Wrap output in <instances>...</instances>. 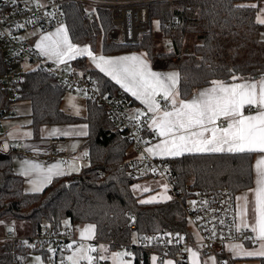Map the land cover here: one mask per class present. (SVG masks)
I'll list each match as a JSON object with an SVG mask.
<instances>
[{
    "label": "trees",
    "instance_id": "trees-1",
    "mask_svg": "<svg viewBox=\"0 0 264 264\" xmlns=\"http://www.w3.org/2000/svg\"><path fill=\"white\" fill-rule=\"evenodd\" d=\"M253 0H174L151 4L150 18L158 22V34L152 30L143 35L137 45L110 43L107 33L111 27L110 13L91 11L85 19L83 8L66 3L63 10L70 41L89 45L102 54L119 51H142L154 68L178 71L177 96L189 98L193 92L213 81L230 83L264 76V40L259 33L264 28L255 20ZM249 5V7H239ZM196 37L191 45L184 43ZM171 42L174 60L157 58L163 54L160 41ZM71 67H88L84 56L70 62ZM8 70L0 53V118H4L12 103L27 100L31 105L33 137L39 138L42 125H61L84 122L87 134L83 146L88 163L79 171L54 177L39 192H26L23 177L13 170L16 153L0 151V222L22 221L31 225L34 234L54 218L60 225L91 223L95 226V241L107 243L111 249L129 247L132 264H148L150 251L137 248L136 243L157 237H188V225L183 204L194 194L192 190L214 192L227 190L234 196L253 185L255 153H194L167 157L172 176L171 198L164 202L140 203L132 185L142 176L135 173L134 160H129L132 147L129 138L109 119L103 106L85 100L84 116H73L61 108L67 88L46 69L35 67L18 75L11 98L1 77ZM91 77L102 93L114 94L118 87L97 69L90 67ZM236 77V79H234ZM129 104L133 102L129 97ZM103 169L104 174L99 175ZM131 218L134 219L131 222ZM134 225L135 230L130 226ZM9 241L0 242V264H15L20 256L27 261L30 250ZM172 252H175L173 250ZM223 264H232L224 255ZM46 264V263H45ZM264 264V257L260 259Z\"/></svg>",
    "mask_w": 264,
    "mask_h": 264
},
{
    "label": "built area",
    "instance_id": "built-area-1",
    "mask_svg": "<svg viewBox=\"0 0 264 264\" xmlns=\"http://www.w3.org/2000/svg\"><path fill=\"white\" fill-rule=\"evenodd\" d=\"M156 1L174 0H0V53L2 61L8 70L1 79L14 98V85L19 81L11 66L18 61H26L41 69H46L60 84L75 92L85 100L93 101L104 107L109 119L115 127L127 136L131 146L143 151L144 147L154 141L151 133L152 116L148 111L144 115L132 114L129 96L118 88L114 94L102 93L96 81L91 77L90 68L71 67L65 70L43 60L42 55L19 37L24 28L36 26L42 32L66 25V16L63 6L74 3L83 8L85 19L90 17L93 10H104L110 13L111 27L107 39L113 44L137 45L143 35L147 34L152 26L150 18L151 4ZM3 118H0V131L3 130ZM14 149L22 154L37 156L44 163H57L66 166L70 157L61 154L55 148L26 149L19 142ZM135 164V173L145 175L144 169L152 177H162L172 189V176L165 158L143 156L132 161ZM104 170L99 171L103 175ZM186 191L194 196L183 204L184 217L188 225V237H157L154 242L147 240L136 243L137 248H147L150 254L157 257L158 262L167 258L173 259L177 264H185L187 251L197 245L202 251L216 254L233 244H253V234L249 229L238 225L236 219L235 196L227 190L205 192L192 190L189 185ZM237 227L241 230L237 231ZM135 230V226H130ZM197 237L195 239L194 237ZM9 241L13 245H20L36 253L42 259L40 264H71L68 256L69 243L78 241L71 226L62 222L60 225L51 218L41 230L30 236H19L11 222H0V242ZM107 245V243L101 242ZM129 248V247H126ZM131 250V248H130ZM175 250V252H172ZM30 257V256H29ZM93 257L97 258L94 254ZM29 260V259H28ZM27 260V261H28ZM20 256L15 264H25ZM35 264V263H34ZM92 264H100L98 258Z\"/></svg>",
    "mask_w": 264,
    "mask_h": 264
},
{
    "label": "snow or ice",
    "instance_id": "snow-or-ice-1",
    "mask_svg": "<svg viewBox=\"0 0 264 264\" xmlns=\"http://www.w3.org/2000/svg\"><path fill=\"white\" fill-rule=\"evenodd\" d=\"M249 7V5H239ZM256 8L257 5H250ZM257 22L264 24V19L258 17ZM53 39L51 35L43 37L37 47L41 53L55 57L60 63L73 59L77 55H87L93 60L96 67L106 75L111 76L125 91L130 92L146 105L149 112L159 113L161 104L156 97L162 95L163 100L172 106L171 111H163L162 115L152 119L151 126L161 137L162 143L154 148H148L150 154L179 156L185 152H230V153H262L264 154V79L237 84H225L213 81L212 87L193 97L190 101L175 98L176 86L179 81L178 73L161 74L152 71L147 62L138 56L122 57L119 60H97L87 48L79 49L69 40L63 28L58 29ZM50 42V43H45ZM236 79V77H234ZM245 108L255 109L254 114L245 115ZM78 111V109H77ZM144 113H139L137 119ZM224 119L227 127L217 124ZM210 133V135H206ZM256 188L254 193V219L250 223L247 219V195L241 197L244 205L240 211L241 225L255 234L253 239L264 241V156H261L255 165ZM51 172L52 169H49ZM147 191V189H145ZM171 197H167L170 199ZM147 202V201H142ZM241 228L237 227V231ZM84 233L88 235L85 236ZM82 233L83 238H89L92 229ZM242 246L234 245L232 251L245 256L264 255L261 252H237ZM264 247V245H261ZM96 251L93 247L81 246L78 257L69 259L73 264L79 260H86L92 264L96 257L90 255ZM193 264H198L197 253H191ZM123 254L117 253L114 260L117 264H125ZM104 259V257H99ZM155 260V258H153ZM171 264V262H169Z\"/></svg>",
    "mask_w": 264,
    "mask_h": 264
},
{
    "label": "crops",
    "instance_id": "crops-1",
    "mask_svg": "<svg viewBox=\"0 0 264 264\" xmlns=\"http://www.w3.org/2000/svg\"><path fill=\"white\" fill-rule=\"evenodd\" d=\"M255 1L258 2L255 20L257 21L258 17L260 19H264V0H255ZM261 25L264 26V24H261ZM61 28H63L65 30V32L67 33V36H68V40L70 41L66 25H61V26L54 28L50 32L41 33V35H42L41 37L35 39L33 42H30V43H32V46H34V48L39 53H41V50L37 47V45L41 43L43 37H45L44 35H46V36L51 35L53 37V39H56L57 37L55 36V34L57 33L58 29H61ZM259 38L261 40H264V28L259 33ZM189 39H190V37H189ZM189 39L188 40L185 39L184 43L192 44ZM72 44L79 49L87 48L89 51H91L93 53V55L97 58V60H99V58L101 56H103L105 59H112V60H119L122 57L138 56V57H141L143 60H145L148 64L149 68L154 72H158L161 74H167V73H173V72L178 73L177 70L172 69V68H166V67L165 68H154L151 65L150 59L142 51L126 50V51H119V52L110 53V54H102L101 52H93L90 49L89 45H87V44H82V45H78V44H74V43H72ZM170 44H171V42H168V44L166 46H169ZM168 48L169 47H167L166 49L168 50ZM42 55L45 56L47 60H49L53 63H56V64L59 63V65H63V63H60L55 57H49V56H46L44 54H42ZM81 56H84L86 58V61H87L89 68L91 67V68L97 69L99 72H101L99 70V68L96 67L93 60L91 58H89L87 55H77V56H75V58L81 57ZM75 58L68 59L64 63H68V62L70 63ZM160 58H161V60L159 61V65L162 63L163 60H168L171 62L174 60V57H172L169 53L168 54L163 53L157 59L159 60ZM101 73L103 75H105L107 78H109L118 88L125 91V89L123 87H121V84L118 83L115 79H113L109 75H106L103 72H101ZM261 79H264V76H261L259 78H254V79L239 80L236 82H230V83H225V84L230 85V84L244 83V82H249V81H259ZM212 86H213L212 84H208V85L201 86V87L197 88L189 98L185 99V101H190L193 97L198 96V94L200 92H202L206 89H209ZM177 87H178V84L176 86V93H177ZM125 93L130 97L131 101L134 103L132 106V109H131L133 114H139V113L148 111V108L146 107V105L143 104L139 99H137L135 96H133L128 91H125ZM177 95H175V98L177 99V106H178L179 98ZM156 100L158 103L161 104V111L159 113H152V112L148 111L151 114L152 119L162 115L163 111H171L172 110L171 104L169 102L164 101L162 95H158L156 97ZM62 103H63V100L61 101V108H62ZM255 111H256L255 109H252L251 111H249L247 108H245V110H244L245 115L254 114ZM30 115H31V105H30L29 101L22 100V101H16V102L11 104L7 115L3 118V121H2L3 130L0 131V151L1 152H8L9 150H13L16 153V155L13 159V170L23 177V189L26 192H39L42 189H44L54 177L63 176V175L69 174V173L77 172L83 167L84 161L85 162L88 161L87 155H85L87 150L83 146L85 136L87 134V125L84 122L80 126H74V124L42 125L39 128V138H37V139H35L33 137V132H32V128H31V132H32L31 140H33V141L31 143H27V144H24L23 142L20 141L21 143H23L24 147L27 150L31 149V148H34V149L55 148L61 154H65V155H68L70 157L69 163L66 166H63V165H60L57 163H44L37 156L31 155V154H22V153L17 152L14 149V147H15V145H17V143H19V141H17L15 145H12L13 144V138L11 136H9V129L13 130L14 127L17 128V126H18L19 121H16L14 119L17 117H20V118L29 117L30 118ZM152 119H151V121H152ZM14 121H16V122H14ZM217 124L222 126V127H227V122L223 118L221 120L217 121ZM151 133H152V135H154L153 136L155 138L154 141H152L151 143L146 145L144 147L143 151L136 150L135 148L130 150L129 155H128L129 160H137L139 158H142L143 156H149V157H154V158L174 157V156H168V155H161L159 153L153 155L147 151V149L150 147L155 149V146L157 144L162 143V141L165 139V137L159 136L152 126H151ZM206 135H210V133H206ZM225 152H227V151H225ZM194 153H223V152H185L183 154H194ZM261 156H264V154L255 153V156H254V160H253V185H252V187L245 190V191L239 192L235 195L236 219H237L238 225L241 227H242V225H241L240 211L244 205V201L240 198L245 196V195H247V197H248L247 219L250 223L254 219V215H255V213L253 211V209H254V193L252 190H254L256 188L255 165H256L257 160ZM86 164H87V162H86ZM49 169H52V171L50 172ZM144 171L146 174L143 175L141 177V179H139L137 182H135L131 187L132 192L136 196L137 200L140 203H155V202H164V201L169 200V199H167V197H171V192H170L169 183L167 182V180L162 178V177H152L149 174H147V171L145 169H144ZM145 189H147V191H145ZM142 201H147V202H142ZM65 222L71 226L75 237L79 241L74 246L70 247V249L68 251L69 258L72 256H76V255L79 256L80 252L76 251V248H74L79 243H81V244L90 243V246H92V247L101 243V242L95 241V226L93 224H91V223L70 224L67 221H65ZM88 228L92 229L91 236L89 238H83L82 239V233H84V230L88 229ZM252 234H253V236H255L254 233H252ZM84 235L87 236L88 234L84 233ZM194 238L197 239L196 236ZM88 241H90V242H88ZM234 245L242 246L240 249H237V252H261V251H264V247H261V245H264V241H259V240H256V242L253 244L229 245L223 251L216 253V254L204 252L197 245H194V246L190 247L187 251V259H186L185 264H193V258L191 255L192 252L197 253L196 259L198 261V264H223L219 258L220 255H224V256L228 257L229 259H231L232 264H260V259L264 257V255H259V254L253 255V256H245L242 254H236L231 250ZM103 246L105 248L104 254H106V257H104V259H102V260L97 257L100 264H117V262L114 260L116 255H110L109 256V252L114 250V249H111L109 246H107L105 244H103ZM92 253L96 254V255L99 254L97 251H94ZM153 258H155V260ZM123 261L125 262V264H132L133 263V259H131V258L128 259L127 257L125 259L123 258ZM72 262H71V264H72ZM169 262H171V264H177L171 258H167L163 262L159 263L156 255H154V254L149 255L148 264H169Z\"/></svg>",
    "mask_w": 264,
    "mask_h": 264
},
{
    "label": "rangeland",
    "instance_id": "rangeland-1",
    "mask_svg": "<svg viewBox=\"0 0 264 264\" xmlns=\"http://www.w3.org/2000/svg\"><path fill=\"white\" fill-rule=\"evenodd\" d=\"M251 3L255 4V5H258V2H256L255 0L251 1ZM152 30L155 33H157V34L159 32V25H158V22L155 21V20L152 21ZM48 32H50V31H48ZM41 33H47V32H41L38 27L32 26V27L24 28L22 31L19 32L18 35H19L20 38H23L27 42L30 43V42H33L35 39L41 37L42 36ZM44 36H46V35H44ZM189 40H190V42L192 44H187V45L193 46V44L197 42V38L195 36L191 37ZM167 41L170 42L167 38L166 39H162L160 41L162 43L160 45V50H161L162 53H164V54L165 53H167V54L169 53L172 56V53H170V48H171L170 45L171 44L169 46H166L168 44ZM46 43H49V42H46ZM30 44L32 45V43H30ZM167 47H169L168 50L166 49ZM96 52H101L100 48ZM42 57H43L44 61H47L48 63L53 64L55 66H59V63H57V64L53 63V62L47 60L46 57L43 56V55H42ZM35 67H36V65L30 64V63H28L26 61H18V62H15L11 66L10 69H11L12 72H14L17 75H19L20 73L28 71V70H31V69H33ZM59 67H62L65 70H69L71 68V64L69 62L68 63H63V65H60ZM62 100H63L62 108L68 114H71L73 116H77V115L78 116H84L85 115V113H86V106H85L86 101H85V98H81L75 92H73L72 90L67 89L63 93ZM77 109H78V111H77ZM132 114H133V112H132ZM14 120L19 121V122H18L17 128L14 127L13 130L9 129V136H11L13 138V144L12 145H15L17 141H19V142L21 141L24 144L31 143L33 141V140H31L32 132H31V127L29 126L31 119L29 117H23V118L17 117ZM16 121H14V122H16ZM82 123L83 122H75V123H71V124H74V126H80ZM132 149H133V147L130 148V150H132ZM85 155H87V158H88L87 151H86ZM86 162L88 163V161H86ZM86 162L84 161L83 166L86 165ZM10 222L13 224L14 228L16 229V233L19 236H30L31 235L32 229H31V225L28 222H22V221H10ZM88 242H90V241H88ZM81 246H84L85 248L92 247V246H90V243H84V244L79 243L74 248H76V251L80 252ZM93 248H95L96 251L99 253V254H97L98 258L99 257H106V254H104V249L105 248H104L102 243H99L96 246H93ZM91 253H90V255L93 256L94 254L93 253L91 254ZM117 253L123 254L122 259L123 258L125 259L126 257L128 259L129 258L133 259V253L130 250V248L118 247V248L110 251L109 252V256L110 255H116ZM72 257L76 258V257H78V255L72 256ZM71 262H72V260H71ZM34 263L35 264H40V263H42V259L40 258V256L38 254L31 253V255L29 257V260L26 261L25 264H34ZM72 264H73V262H72ZM79 264H88V262L86 260H82L81 259V260H79Z\"/></svg>",
    "mask_w": 264,
    "mask_h": 264
},
{
    "label": "water",
    "instance_id": "water-1",
    "mask_svg": "<svg viewBox=\"0 0 264 264\" xmlns=\"http://www.w3.org/2000/svg\"><path fill=\"white\" fill-rule=\"evenodd\" d=\"M134 221V219L133 218H131V222H133ZM75 245V242H71V243H69V247H72V246H74Z\"/></svg>",
    "mask_w": 264,
    "mask_h": 264
}]
</instances>
